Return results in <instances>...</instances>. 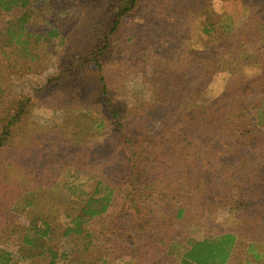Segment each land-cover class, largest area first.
I'll return each instance as SVG.
<instances>
[{
	"label": "trees",
	"instance_id": "trees-1",
	"mask_svg": "<svg viewBox=\"0 0 264 264\" xmlns=\"http://www.w3.org/2000/svg\"><path fill=\"white\" fill-rule=\"evenodd\" d=\"M147 1L156 3L146 12L149 18L171 25V32L142 34L150 21L140 13ZM196 14L201 21L193 30ZM2 17L7 19L0 26V184L2 206L10 211L0 218V264H28L45 252L49 264H116L107 259L101 237L118 234L123 212L141 220L150 246L168 253L174 264H227L238 234L251 239L248 262L264 264L257 251L264 241V0H0ZM58 37L64 41L59 53L67 58L51 73L44 44ZM30 75L45 79L33 85ZM218 78L230 98L200 104L199 96ZM50 90L77 95L81 105L71 109L87 125L84 136L66 133L68 119L57 127L61 139L53 152L64 147L72 161L57 168L91 170L64 206L69 219L64 230L55 202L40 199L47 197L58 169L43 173L11 155L36 96ZM107 139L121 157L110 172L118 173L122 163L125 168L116 206L118 188L106 181L111 176L91 149ZM218 186L224 189L214 204L240 214L248 225L191 237L179 258L164 226L196 204L194 194ZM55 233L76 236L78 249L59 253L47 244ZM128 233L126 242L134 234Z\"/></svg>",
	"mask_w": 264,
	"mask_h": 264
},
{
	"label": "rangeland",
	"instance_id": "rangeland-1",
	"mask_svg": "<svg viewBox=\"0 0 264 264\" xmlns=\"http://www.w3.org/2000/svg\"><path fill=\"white\" fill-rule=\"evenodd\" d=\"M244 4L243 16H247L249 8ZM145 8L141 10L140 13L143 19L149 18L146 14L147 11L152 12L156 6V3L152 4L147 1L144 3ZM194 21L192 24V29L197 30L201 21V15H194ZM7 17H2L0 20V26H5V21ZM149 23H144L143 26L145 29L143 35L149 33L153 35L154 32L157 34L169 33L172 31L173 27L167 24H159L158 21L149 18ZM175 30V28H174ZM176 32V31H175ZM145 33V34H144ZM64 41L61 38H53L50 41L45 42L44 48L48 51L49 55V66L48 71L53 73L55 72V67L58 64H61V61L66 60V54L59 53L63 49ZM34 76V77H33ZM33 77V78H32ZM134 76H131L128 80H132ZM30 82L33 85L40 84L41 81L45 79L44 75L36 76L30 75ZM41 79V80H40ZM237 78H233L232 82L235 83ZM77 95L68 96L66 94H59L54 90L42 92L38 94L35 98L36 108L33 115L22 125L21 133L19 136L18 142H20L18 148L14 149L11 154L14 159H18L27 167L35 168H44L45 170H40L43 173H52L55 171V168H60L61 163H71V157L67 154H64L65 148L62 147L58 149L59 152H53L56 142L60 141L61 137L58 136L57 127L61 123L62 119H68V127L66 133H76V134H87V125L85 124L83 118L74 113L71 109L72 107H77L81 105V101L76 97ZM230 98L229 89L224 86L222 83V78H218L212 88L206 90L199 96L198 102L200 104L207 103L211 98H219L226 100L225 98ZM261 114L264 112V103L261 107ZM84 136V135H83ZM92 151L95 152L93 156L94 160L100 159L104 162V168H106L107 174L111 178H106L107 182H111L115 185L117 189V199L115 201V206L120 200L118 194L121 189L120 182L123 178L124 171L123 163L122 170L118 168V173L110 172V169L115 170L116 166L113 165V160L118 158L121 161L118 148L112 144L110 140H105L100 146L93 145L91 147ZM16 151V155H15ZM98 166V163L97 165ZM58 167V168H57ZM99 167V166H98ZM55 173V172H54ZM90 167H86V170L77 168L75 166H65L58 169L59 176L51 181L48 185V195L40 198L45 203L47 200L55 202V207L58 208L55 211V214L61 219L59 220V227L61 230H64V227L68 224L69 219L64 216L62 211L64 206L69 204L70 201L76 196L80 187H83L82 180L86 174H90ZM54 178V177H52ZM219 175H216L213 180L217 181L220 184ZM222 180H225L222 178ZM202 185L205 186V181H200ZM220 189H224L222 186H218L214 190L207 189L202 193L194 194L198 197L196 204L193 205L191 209H188L180 218H173L172 221L168 220L167 224L164 226V231L171 235L172 239V250L180 258L183 253L186 251L185 242L187 239L193 237L195 239H201L206 236H216L221 233H226L236 229L238 226H246L248 223L245 219H242L240 214L235 213L234 211L229 210V208L224 207L220 204H214L215 194L219 192ZM234 189L232 190V192ZM4 191L2 190L0 184V218L5 217L7 219L9 214V209L4 204ZM51 204H45V207H49ZM119 205V203L117 204ZM2 206V207H1ZM114 206V207H115ZM112 208V210L114 209ZM190 210V211H189ZM167 209H163V215H160L159 218H165ZM7 216V217H6ZM122 218L117 225L119 227L118 234H112L106 239L104 236L102 242H105V247L108 248L105 254L107 259H112L113 263L119 264L123 261L131 260L134 264H174L173 258H170L168 253H163L160 248L151 247L150 242L152 238L149 237V234L144 235V232L140 230L141 220H137L133 214L128 212L122 213ZM167 218V217H166ZM12 219V217H11ZM1 221V220H0ZM22 221L21 219L15 220V223ZM163 221V220H162ZM24 222V221H23ZM95 226V223H91ZM250 226V225H249ZM157 225L154 223V228ZM132 231V240L126 242L124 240L125 235H128V231ZM153 235V234H152ZM58 234H54V238L47 241V244L53 248H56L59 253H73L78 249V241L76 236L70 235L62 238H57ZM154 236V235H153ZM123 238V239H122ZM9 240L13 242L14 240L18 241L14 236H10ZM251 239L246 236L236 235V243L233 246V250L230 254V258L227 264H250L248 261H253V257L250 256L248 251V244ZM184 242V243H183ZM184 244V245H183ZM260 245V244H259ZM156 246V245H155ZM16 246H11L10 249L15 248ZM157 247V246H156ZM264 241L258 247L257 251L260 254H264ZM165 249V248H164ZM27 255V253L23 254ZM21 256V254H19ZM132 258V259H131ZM20 259V257H19ZM21 260V259H20ZM50 255L48 252H45L42 255H35L32 258H29L28 264H49ZM23 262V261H20ZM110 262V260H109ZM257 262V260H256ZM26 263V262H24ZM58 264H64V262L58 260Z\"/></svg>",
	"mask_w": 264,
	"mask_h": 264
}]
</instances>
